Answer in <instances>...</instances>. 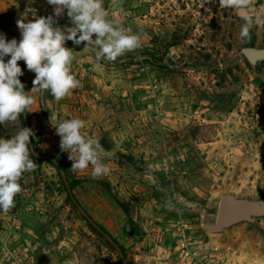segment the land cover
<instances>
[{"label": "rangeland", "instance_id": "374dc122", "mask_svg": "<svg viewBox=\"0 0 264 264\" xmlns=\"http://www.w3.org/2000/svg\"><path fill=\"white\" fill-rule=\"evenodd\" d=\"M253 4L264 11V0ZM104 7L142 45L105 63L67 41L80 86L58 102L32 93L19 123L35 133L29 148L38 166L23 173L15 207L0 213V264H122L118 245L92 231L86 214L131 264H264V28L241 41L243 21L219 0ZM53 13L47 0H0V34L19 42L17 20ZM56 20L72 26L66 11ZM18 65L31 92L35 73ZM51 117L85 121L110 174L59 172L54 158L69 154ZM15 130L0 125V138ZM75 176L80 205L68 200ZM232 207L240 212L220 216Z\"/></svg>", "mask_w": 264, "mask_h": 264}, {"label": "clouds", "instance_id": "9594fccd", "mask_svg": "<svg viewBox=\"0 0 264 264\" xmlns=\"http://www.w3.org/2000/svg\"><path fill=\"white\" fill-rule=\"evenodd\" d=\"M211 2V0H209ZM54 6L53 15L17 20L21 33L19 42L7 40L0 34V125L16 126L10 138H0V213L8 214L15 207V197L22 190L19 183L23 173L35 171L37 164L29 148L31 128L21 127L19 117L34 104L32 93H50L58 102L80 86L73 74V50L67 41L84 43V50L94 54L98 62H116L127 52L142 45V36L124 26L122 19L110 18L104 0H47ZM222 8L232 9L243 21L239 39L247 41L254 28H264V11L255 8L253 0H219ZM71 27L54 26L56 18L65 14ZM95 35V39L93 36ZM10 59L5 62V57ZM23 60L35 73L31 92L19 79L24 73L18 65ZM50 126L60 137V150L72 161L71 171L84 172L91 167L92 178L108 176L111 168L104 163L105 149L99 136L83 133L85 121L80 118L50 119Z\"/></svg>", "mask_w": 264, "mask_h": 264}, {"label": "trees", "instance_id": "16d2710c", "mask_svg": "<svg viewBox=\"0 0 264 264\" xmlns=\"http://www.w3.org/2000/svg\"><path fill=\"white\" fill-rule=\"evenodd\" d=\"M21 79V78H20ZM21 81L23 82V84L25 85L24 81L21 79ZM25 90V89H24ZM28 115L29 112H26ZM21 119L24 122V118H23V114H21ZM56 160V165L58 166L59 172H62L64 174H69L71 172V164L69 162V160L63 156V154H59L57 155L55 158ZM74 173L73 171L71 172V174ZM80 180L75 176L73 182H71L70 186H69V195H68V200L70 202H72L73 204H79V201L77 200L75 194H74V189L79 185ZM80 205V204H79ZM87 219L90 221L89 223V227L92 231L97 232L99 235H105L107 236L109 239H112V241H114L115 245H118V249H119V256H120V262L122 264H131L130 260L128 259V251L127 249L123 246L118 244L115 239L112 237L111 234H109L107 231L101 229L99 226H97V224H95V221L93 220V218H91L88 214H86ZM99 229H101L103 231V234H101L99 232Z\"/></svg>", "mask_w": 264, "mask_h": 264}, {"label": "water", "instance_id": "95a60500", "mask_svg": "<svg viewBox=\"0 0 264 264\" xmlns=\"http://www.w3.org/2000/svg\"><path fill=\"white\" fill-rule=\"evenodd\" d=\"M240 212L239 207H232V208H225L220 210V216L225 218V217H230V216H235Z\"/></svg>", "mask_w": 264, "mask_h": 264}]
</instances>
